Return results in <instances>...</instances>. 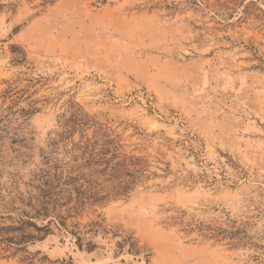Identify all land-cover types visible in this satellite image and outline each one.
Masks as SVG:
<instances>
[{
    "label": "rangeland",
    "instance_id": "374dc122",
    "mask_svg": "<svg viewBox=\"0 0 264 264\" xmlns=\"http://www.w3.org/2000/svg\"><path fill=\"white\" fill-rule=\"evenodd\" d=\"M0 113V227L72 143L143 170L0 264H264V0H0Z\"/></svg>",
    "mask_w": 264,
    "mask_h": 264
},
{
    "label": "trees",
    "instance_id": "16d2710c",
    "mask_svg": "<svg viewBox=\"0 0 264 264\" xmlns=\"http://www.w3.org/2000/svg\"><path fill=\"white\" fill-rule=\"evenodd\" d=\"M20 112L24 114L22 110ZM8 117L0 113V140L6 137L12 143L24 145L26 136L10 125L11 118ZM81 121L87 123L90 118L85 114L79 119L73 117L69 122L77 125ZM115 145L114 140L107 137L97 149L96 141L86 139L84 142L72 143L69 151L71 164L46 160V168L40 170L36 179L37 194L24 204L30 211L20 210L16 219L8 217L12 220L10 225L0 227V243L5 245L4 249L11 254L13 250L23 251L24 245L53 234L52 226L57 230L59 226L65 229L66 220L77 216L84 208L104 205L111 198L126 197L138 183L143 170L137 158L117 156L115 149L104 150L115 148ZM97 164L102 166L98 171L100 181L90 175L92 166ZM6 205H12V209L16 210L12 202ZM51 217L53 220H48ZM34 219L48 221L38 224ZM74 228L77 229L76 226ZM71 233L77 236L80 249L85 246L90 250L94 246L91 242L84 244L79 231Z\"/></svg>",
    "mask_w": 264,
    "mask_h": 264
}]
</instances>
